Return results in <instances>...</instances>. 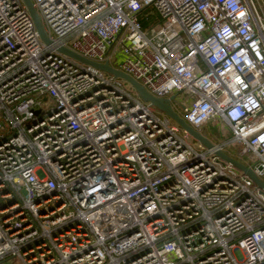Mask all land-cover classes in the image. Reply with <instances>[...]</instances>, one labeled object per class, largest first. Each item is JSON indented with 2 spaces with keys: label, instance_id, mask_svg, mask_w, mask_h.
<instances>
[{
  "label": "built area",
  "instance_id": "built-area-1",
  "mask_svg": "<svg viewBox=\"0 0 264 264\" xmlns=\"http://www.w3.org/2000/svg\"><path fill=\"white\" fill-rule=\"evenodd\" d=\"M31 2L50 44L0 0V264H264V194L216 154L264 181V0Z\"/></svg>",
  "mask_w": 264,
  "mask_h": 264
},
{
  "label": "water",
  "instance_id": "water-1",
  "mask_svg": "<svg viewBox=\"0 0 264 264\" xmlns=\"http://www.w3.org/2000/svg\"><path fill=\"white\" fill-rule=\"evenodd\" d=\"M29 14L35 24L36 30L42 39V41L46 44H50V39L47 37L46 33L43 30V27L41 25L40 19L38 17V14L35 10V8L32 5L31 0H23ZM58 51L72 57L73 59L83 63V64H89L93 67H96L98 69H101L103 71H106L110 74H112L114 77L121 78L126 83H128L134 91L138 94V96L143 100L149 102L151 105H153L157 110H159L164 115L170 117L173 119L182 129H184L192 138L196 139L200 143H202L207 148H211L213 146V143L204 135H202L197 130L193 129L190 125H188L183 118H181L171 107L170 101L174 99V95L170 98H157L151 95L147 90L139 84L136 80H134L131 76L128 74L121 72L113 67H111L108 63H97L93 62L91 60H88L79 54L73 52L72 50H69L65 47H58ZM216 154L221 157L223 160L229 162L234 167L242 171L244 174H246L257 186L260 188L261 192L264 194V181L261 180L253 171L252 167L247 166L243 164L242 162L228 156L224 152L218 150L216 151Z\"/></svg>",
  "mask_w": 264,
  "mask_h": 264
},
{
  "label": "rangeland",
  "instance_id": "rangeland-1",
  "mask_svg": "<svg viewBox=\"0 0 264 264\" xmlns=\"http://www.w3.org/2000/svg\"><path fill=\"white\" fill-rule=\"evenodd\" d=\"M159 20H160V16L153 5H149L139 13V21L142 25V28H148L153 24L157 23ZM40 102L42 104V107H45V109L48 108L53 103L52 100H47V99L41 100ZM41 111H42L41 108L34 109V113L36 115H39ZM208 125L210 127H207V129H203L202 132L204 134H207L208 137L211 139V141L216 142V141L228 140L231 138V131L227 125L219 124L218 122H216V124L210 122ZM189 140H192V138H189ZM234 149H235L234 146L228 145L226 147V152H229L232 156H235V154L233 153L235 152ZM236 159L238 161L244 162L242 159H238V158ZM17 261L18 259L13 258L9 262L11 264H17Z\"/></svg>",
  "mask_w": 264,
  "mask_h": 264
}]
</instances>
